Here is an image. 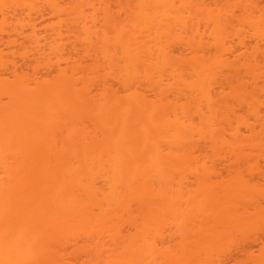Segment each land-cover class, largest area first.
<instances>
[{"label": "bare ground", "instance_id": "6f19581e", "mask_svg": "<svg viewBox=\"0 0 264 264\" xmlns=\"http://www.w3.org/2000/svg\"><path fill=\"white\" fill-rule=\"evenodd\" d=\"M0 264H264V0H0Z\"/></svg>", "mask_w": 264, "mask_h": 264}]
</instances>
